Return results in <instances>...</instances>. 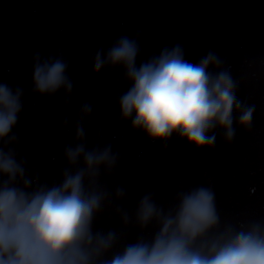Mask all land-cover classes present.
Masks as SVG:
<instances>
[{
  "label": "clouds",
  "instance_id": "9594fccd",
  "mask_svg": "<svg viewBox=\"0 0 264 264\" xmlns=\"http://www.w3.org/2000/svg\"><path fill=\"white\" fill-rule=\"evenodd\" d=\"M142 35L120 36L91 57L94 74L122 69L115 81L118 89L128 84L117 96L121 121L151 143L167 148L176 136L198 151L215 147L218 130L230 144L234 124L251 129L255 105L238 93L264 58L243 57L234 75L233 65L215 52L193 63L176 44L137 66ZM32 60L31 92L53 96L62 89L64 105L71 104L75 86L63 50L47 48ZM26 92L0 78V264H264V219L222 220L210 178L181 187L168 204L147 189L126 208L128 189L107 182L122 172V153L104 142L102 129L89 147V103L79 107L73 143L63 147L61 178L42 181L39 168L21 155L14 131ZM68 124L66 117L60 126ZM105 212L119 217V229L96 227Z\"/></svg>",
  "mask_w": 264,
  "mask_h": 264
}]
</instances>
